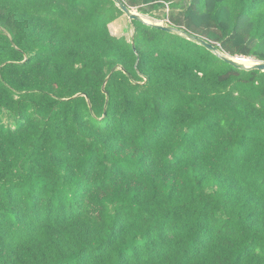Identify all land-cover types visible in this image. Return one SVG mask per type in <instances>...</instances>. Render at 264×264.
<instances>
[{"label":"trees","instance_id":"obj_1","mask_svg":"<svg viewBox=\"0 0 264 264\" xmlns=\"http://www.w3.org/2000/svg\"><path fill=\"white\" fill-rule=\"evenodd\" d=\"M122 1L264 62V0ZM123 16L0 0V264H264V72Z\"/></svg>","mask_w":264,"mask_h":264},{"label":"water","instance_id":"obj_2","mask_svg":"<svg viewBox=\"0 0 264 264\" xmlns=\"http://www.w3.org/2000/svg\"><path fill=\"white\" fill-rule=\"evenodd\" d=\"M113 1L124 12L125 16L129 18L130 22L138 21L143 24L154 27L158 30L185 37L189 41H192L206 48L208 51L215 54L217 57H219L220 59H222L223 61H225L226 63H228L229 65L237 69L247 70V71L258 70V71L264 72V62H256L255 64H253V66H247L244 63H240L239 61H237L234 57H230L226 55L224 52H222V50L216 47L212 42H209L208 40L200 36L188 33L184 29H179L171 25H162V24H158L156 22L147 20L142 15L134 12L133 9L129 8L122 0H113ZM133 46H134V49H136L134 42H133Z\"/></svg>","mask_w":264,"mask_h":264},{"label":"rangeland","instance_id":"obj_3","mask_svg":"<svg viewBox=\"0 0 264 264\" xmlns=\"http://www.w3.org/2000/svg\"><path fill=\"white\" fill-rule=\"evenodd\" d=\"M133 11L136 12V13H138V14H140V15H142V16L145 17L147 20H150V21H152V22H156V23H158V24H162V25H169V23H168L169 21H168V20H156V19H154V18H152V17H150V16H145V15L139 13L136 9H133ZM167 11H168V10H167ZM161 15H163V14L161 13ZM115 25H117L115 30H117L118 32L113 31V30L111 29V32H112L114 35H120V34H123V36H126V38H127L128 40H130L131 38H133V35H134V28L130 26V20H129V18H128L127 16H123L122 18H120V19L118 20V22L116 21ZM110 28H111V27H110ZM226 55H228V54H226ZM228 56H229V55H228ZM230 57H231V56H230ZM235 59H236L237 61H239L240 63H244V64L247 65V66H253V64L256 63V61H255L254 59H250V60H252V61H251L252 64H251V62H246L245 60H246V59H249V58H246V59L243 60V61H242V59H240V58H235ZM244 61H245V62H244ZM250 64H251V65H250Z\"/></svg>","mask_w":264,"mask_h":264},{"label":"bare ground","instance_id":"obj_4","mask_svg":"<svg viewBox=\"0 0 264 264\" xmlns=\"http://www.w3.org/2000/svg\"><path fill=\"white\" fill-rule=\"evenodd\" d=\"M240 59H242V61H243V60H245L246 58H240ZM245 61H246V62H251L252 60H250V59H246ZM245 61H244V62H245ZM251 64H252V62H251ZM251 64H250V65H251Z\"/></svg>","mask_w":264,"mask_h":264},{"label":"crops","instance_id":"obj_5","mask_svg":"<svg viewBox=\"0 0 264 264\" xmlns=\"http://www.w3.org/2000/svg\"><path fill=\"white\" fill-rule=\"evenodd\" d=\"M117 22H118V21H117ZM115 23H116V22H115ZM115 23H113V24H115ZM113 24H112V25H113ZM110 26H111V25H110ZM115 29H116V28H115ZM115 31L118 32L117 30H115ZM119 36H123V34H120Z\"/></svg>","mask_w":264,"mask_h":264}]
</instances>
